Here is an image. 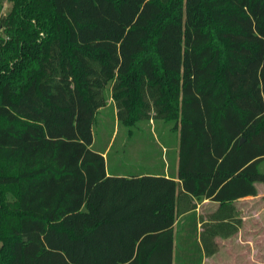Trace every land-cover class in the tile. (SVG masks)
<instances>
[{
	"label": "trees",
	"instance_id": "obj_1",
	"mask_svg": "<svg viewBox=\"0 0 264 264\" xmlns=\"http://www.w3.org/2000/svg\"><path fill=\"white\" fill-rule=\"evenodd\" d=\"M8 1L0 264H201L195 238L174 252L201 199L218 204L199 238L214 254L238 231L233 203L264 184V0ZM107 91L119 125L173 123L178 180L107 172Z\"/></svg>",
	"mask_w": 264,
	"mask_h": 264
},
{
	"label": "rangeland",
	"instance_id": "obj_2",
	"mask_svg": "<svg viewBox=\"0 0 264 264\" xmlns=\"http://www.w3.org/2000/svg\"><path fill=\"white\" fill-rule=\"evenodd\" d=\"M0 6L1 14H6L11 9L12 4L8 0H0ZM115 110V105L110 98V91H107V107L100 110L97 115L96 125L93 127L95 142L93 148L103 150L114 132L110 151L106 157L110 171L121 167L120 170H123L124 173H135V170L141 168L140 160L142 159H139V150L144 151V153L147 152V154L150 153L153 157L160 158L163 146L166 145L168 148H172L174 143L178 141V132L173 129L172 122L155 121L156 123H153L144 120L130 130L127 126L119 125L116 122ZM260 167L264 171V164ZM263 186L262 184L260 191L264 193ZM240 205L243 206L244 204ZM245 206L253 207L255 211H260L259 217L257 216L255 219H248L246 221L244 232L242 233V239L244 238L248 242L246 263L258 264L260 261L264 263V201L256 203V205L246 203ZM255 225L260 226V229L256 226L257 231L254 232L252 229ZM260 242H263L261 249L257 248L260 247ZM233 255H237V253L221 251L220 255L217 256L216 264L230 263L233 260ZM206 264H211V262L207 261Z\"/></svg>",
	"mask_w": 264,
	"mask_h": 264
},
{
	"label": "crops",
	"instance_id": "obj_3",
	"mask_svg": "<svg viewBox=\"0 0 264 264\" xmlns=\"http://www.w3.org/2000/svg\"><path fill=\"white\" fill-rule=\"evenodd\" d=\"M114 132L108 140V144L103 150L98 149L100 151L105 160L108 152L110 151L111 140L113 138ZM142 149V148H141ZM141 152V153H140ZM143 153V154H142ZM138 154V153H137ZM135 155V154H134ZM132 156V155H131ZM130 156V158H131ZM139 159L141 161V168L135 170V173H124L123 170H120L121 167L112 169L110 171L109 164L107 163V172L127 177V175L135 174V175H143L145 173L155 174V175H165L170 176L177 179V171H178V141H176L172 148H168L166 145L163 146L162 155L160 158L153 157L152 155L144 153V151L139 150ZM128 160V159H127ZM130 162V161H129ZM263 165V164H262ZM121 166V165H119ZM118 167V166H117ZM263 183L256 182V196H245L239 198L237 201L233 203L234 205V213L233 217L236 219H240V223L238 224L237 232L229 235L228 237H222L220 234H215L214 242L217 245V251L212 255H205V251L202 248L199 238L202 233L203 223L212 222V214L218 207L217 203L210 202L208 199H201V201L196 202V208L194 212L195 216L186 217V215H181L177 218L175 223L176 229V240L174 245V252L179 256H184L188 254V248L190 244H193L194 238L197 239L198 247L200 249L199 254H203L201 264H206L207 261H210L211 264H216L217 256L220 255L221 251H228L237 253V255H233V260L227 262L226 264H247V256H248V248H247V240L242 239V233L244 232V227L246 225V221L248 219H255L257 216H260V211H255L253 207H246V203H252L256 205V203H262L264 193L260 191V187ZM264 185V184H263ZM264 187V186H263ZM240 204H244L243 206ZM250 209V211H249ZM255 225L252 230L257 231L260 229V226ZM195 228V230H194ZM195 233V235H194ZM257 235V233H255ZM190 240V242H189ZM261 249L263 247V242H260ZM258 264H264L263 261L258 262Z\"/></svg>",
	"mask_w": 264,
	"mask_h": 264
}]
</instances>
